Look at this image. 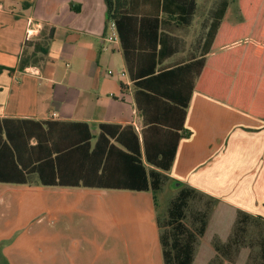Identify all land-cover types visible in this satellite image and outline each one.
<instances>
[{
	"label": "crops",
	"instance_id": "crops-1",
	"mask_svg": "<svg viewBox=\"0 0 264 264\" xmlns=\"http://www.w3.org/2000/svg\"><path fill=\"white\" fill-rule=\"evenodd\" d=\"M137 1L129 0L128 9L154 14L153 0L143 6ZM223 1L167 0L166 10L158 5V72L202 56ZM114 2L0 0V119L86 123L92 145L103 123L133 125L142 137L144 119L119 35L117 41L106 39L114 23L108 5L113 9ZM228 2L226 20L241 22L238 0V17L232 20ZM183 129L171 168L159 171L176 188L195 189L216 202L192 261L209 264L217 255L214 238L227 240L238 211L264 219V120L194 92ZM141 147L144 156L142 138ZM32 185L0 183V264H164L151 201L149 223L155 224L144 254L138 241V254L130 253L111 213V208L120 212L118 196L150 191L44 186L37 179ZM33 198L34 207L23 205ZM222 223L227 226L224 237ZM242 255L235 264H247L248 255L243 262Z\"/></svg>",
	"mask_w": 264,
	"mask_h": 264
},
{
	"label": "trees",
	"instance_id": "trees-1",
	"mask_svg": "<svg viewBox=\"0 0 264 264\" xmlns=\"http://www.w3.org/2000/svg\"><path fill=\"white\" fill-rule=\"evenodd\" d=\"M166 1L153 0L157 4L154 14L141 15L136 12L142 9H128L129 0H115L113 9L108 5V19L114 22L127 73L136 87L135 100L145 124L142 137L133 125L103 123L92 145L86 123L0 119V183L29 184L36 175L44 186L156 193L167 179L159 170L171 168L183 137L194 92L264 120V0H238L242 20L237 24L226 20L229 2L224 0L204 40L202 56L158 72V5L166 10ZM140 2L143 6L148 1L138 0L137 4ZM176 7L179 15L180 6ZM235 43L240 44L210 55ZM194 195L205 196L192 188H180L168 208L167 232H161L158 221L164 264H192L195 245L205 233L210 213H202L200 226L187 227V207ZM252 218L264 223L260 216L238 211L227 241L214 238L217 255L209 264H215L219 257L228 259L229 252L238 249L236 230L244 229ZM259 258V264H264V239ZM228 261L234 264L235 259Z\"/></svg>",
	"mask_w": 264,
	"mask_h": 264
},
{
	"label": "rangeland",
	"instance_id": "rangeland-1",
	"mask_svg": "<svg viewBox=\"0 0 264 264\" xmlns=\"http://www.w3.org/2000/svg\"><path fill=\"white\" fill-rule=\"evenodd\" d=\"M238 17V7L237 0H230V19ZM38 179L36 175L31 177L28 185H32L34 180ZM174 181L170 182L168 178L163 182L161 189L154 193L150 191L149 193L137 194H122L118 196V204L120 212H115L111 208V213L115 214L116 220V229L118 230L117 235L119 236L120 230L122 231V236L125 243L129 245L130 253L135 254L137 250L135 249V242H139L141 245L140 253L144 254L149 252L150 244V235L151 227L154 229L155 222L151 220L149 223L152 213L151 202L154 204L153 212L155 215V221L158 226V221L160 222L161 232H167L165 221L168 218V208L172 199L176 197L180 188H176L173 184ZM35 186V185H32ZM150 195L152 198L149 199ZM155 196V199H154ZM151 201V202H150ZM31 203L34 207L36 200L30 199L28 202ZM215 201L207 196L194 195L189 201L185 224L189 228H195L196 226L201 225V219L204 220V216H201L202 213H209L208 219L210 218L211 211L215 205ZM150 226V230H149ZM227 226L225 223L220 224L221 237L225 236V229ZM242 228V227H241ZM237 228L235 235L236 245L238 246L237 250H231L229 252L228 259L219 257L215 264H232L229 262V259L234 258L235 262L239 259V256L242 255V262L247 254L250 261L248 264H259L260 261V242L264 239V223L257 221L255 219H250L246 223L244 229ZM234 226L230 234H233ZM224 231V232H223ZM230 236V235H229ZM216 238V237H215ZM219 239V238H218ZM228 239V238H227ZM220 240V239H219ZM199 241V238L197 242ZM221 241V240H220ZM227 241V240H226ZM225 241V242H226ZM200 243H204L201 241ZM224 243V242H223ZM1 257V256H0ZM195 264H198L197 262Z\"/></svg>",
	"mask_w": 264,
	"mask_h": 264
},
{
	"label": "built area",
	"instance_id": "built-area-1",
	"mask_svg": "<svg viewBox=\"0 0 264 264\" xmlns=\"http://www.w3.org/2000/svg\"><path fill=\"white\" fill-rule=\"evenodd\" d=\"M108 41L113 42L118 40V34L114 23L112 24V34L106 38ZM109 75L113 74V71L108 72Z\"/></svg>",
	"mask_w": 264,
	"mask_h": 264
}]
</instances>
